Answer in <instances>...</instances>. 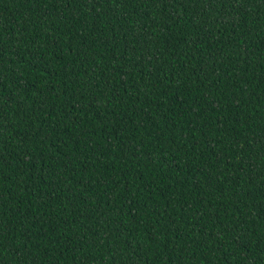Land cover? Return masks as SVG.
Wrapping results in <instances>:
<instances>
[{
	"label": "trees",
	"instance_id": "trees-1",
	"mask_svg": "<svg viewBox=\"0 0 264 264\" xmlns=\"http://www.w3.org/2000/svg\"><path fill=\"white\" fill-rule=\"evenodd\" d=\"M0 264H264V0H0Z\"/></svg>",
	"mask_w": 264,
	"mask_h": 264
}]
</instances>
